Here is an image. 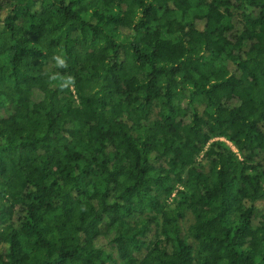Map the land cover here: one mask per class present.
Segmentation results:
<instances>
[{"label": "trees", "instance_id": "obj_1", "mask_svg": "<svg viewBox=\"0 0 264 264\" xmlns=\"http://www.w3.org/2000/svg\"><path fill=\"white\" fill-rule=\"evenodd\" d=\"M0 264H264V0H0Z\"/></svg>", "mask_w": 264, "mask_h": 264}, {"label": "clouds", "instance_id": "obj_2", "mask_svg": "<svg viewBox=\"0 0 264 264\" xmlns=\"http://www.w3.org/2000/svg\"><path fill=\"white\" fill-rule=\"evenodd\" d=\"M54 61H55V66L58 67V68H67V58L64 57L62 54L60 55H55L53 57ZM51 79H56L55 76H52ZM72 78L69 77L68 78V82H71ZM62 88L66 87L67 86V83L62 81L61 82V85H60Z\"/></svg>", "mask_w": 264, "mask_h": 264}, {"label": "rangeland", "instance_id": "obj_3", "mask_svg": "<svg viewBox=\"0 0 264 264\" xmlns=\"http://www.w3.org/2000/svg\"><path fill=\"white\" fill-rule=\"evenodd\" d=\"M192 222V216L191 215H188L187 218H186V223L185 225L186 226H189V224Z\"/></svg>", "mask_w": 264, "mask_h": 264}]
</instances>
